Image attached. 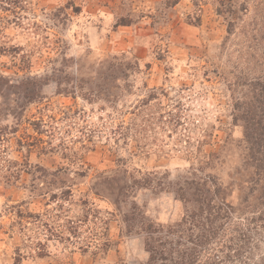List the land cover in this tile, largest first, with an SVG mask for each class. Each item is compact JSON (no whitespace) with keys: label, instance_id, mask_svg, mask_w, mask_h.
<instances>
[{"label":"rangeland","instance_id":"obj_1","mask_svg":"<svg viewBox=\"0 0 264 264\" xmlns=\"http://www.w3.org/2000/svg\"><path fill=\"white\" fill-rule=\"evenodd\" d=\"M260 127L264 0H0V264H264Z\"/></svg>","mask_w":264,"mask_h":264},{"label":"trees","instance_id":"obj_2","mask_svg":"<svg viewBox=\"0 0 264 264\" xmlns=\"http://www.w3.org/2000/svg\"><path fill=\"white\" fill-rule=\"evenodd\" d=\"M248 127L250 124V122L247 124ZM258 125V122L257 124ZM247 128V127H246ZM259 128V127H258ZM251 129V128H250ZM264 128L260 127L259 130H263ZM253 132V131H252ZM248 140L251 142L252 146L254 147H257V148H254V150H251L250 154H251V157L253 160H256L257 156H260V160L259 161V164L261 163V165H264V133L263 132H257L256 133V137L253 136V134H248L247 136ZM262 148V150H261ZM261 151V152H260ZM260 165V166H261ZM213 198L211 200H206L203 202V206L204 207H201L200 208V213H204L207 208L208 210L211 211V208L210 207L212 204H213ZM213 210V208H212ZM220 210L221 208H219L218 210V207L215 211V215H214V221H215V218L219 217L221 215L220 213ZM226 215V213H224ZM227 216H228V213H227ZM249 218L246 219V224H237V226L240 228V226L242 227H245L244 229H238V231H240L239 233V237L237 238L238 239V242L241 241V240H245L246 239V235L247 233H242V231H247L249 232L250 229L253 230V229H264V214L263 213H260V214H250V216H248ZM214 223V222H213ZM247 225V226H246ZM217 230V229H215ZM204 234H202L199 238H198V241L201 240V239H204L205 241L207 240V237L204 238ZM248 239H250V237H248ZM153 241V240H152ZM166 244L167 242H157V244H152V243H148L147 244V249H148V252H149V260H148V264H156V261L157 260H161V261H164L168 256H171L172 254V250H169L166 252ZM238 249H241V246H239L237 248ZM239 251H236V254L238 253ZM182 257V260L185 258L184 257V254L181 255ZM154 261V262H153ZM174 264H186L184 263L183 261L179 262V263H174Z\"/></svg>","mask_w":264,"mask_h":264}]
</instances>
